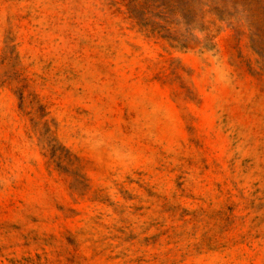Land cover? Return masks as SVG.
<instances>
[{
  "label": "rangeland",
  "instance_id": "1",
  "mask_svg": "<svg viewBox=\"0 0 264 264\" xmlns=\"http://www.w3.org/2000/svg\"><path fill=\"white\" fill-rule=\"evenodd\" d=\"M126 3L0 0V264H264V0Z\"/></svg>",
  "mask_w": 264,
  "mask_h": 264
},
{
  "label": "trees",
  "instance_id": "2",
  "mask_svg": "<svg viewBox=\"0 0 264 264\" xmlns=\"http://www.w3.org/2000/svg\"><path fill=\"white\" fill-rule=\"evenodd\" d=\"M219 0H127V9L137 23L163 38H171L177 26L193 33L203 30L208 5Z\"/></svg>",
  "mask_w": 264,
  "mask_h": 264
}]
</instances>
